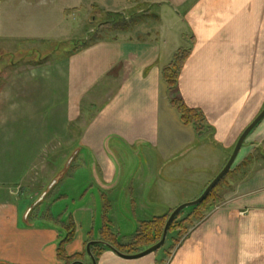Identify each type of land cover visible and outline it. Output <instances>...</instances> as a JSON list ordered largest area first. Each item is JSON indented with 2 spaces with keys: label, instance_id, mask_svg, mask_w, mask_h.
Here are the masks:
<instances>
[{
  "label": "crops",
  "instance_id": "crops-1",
  "mask_svg": "<svg viewBox=\"0 0 264 264\" xmlns=\"http://www.w3.org/2000/svg\"><path fill=\"white\" fill-rule=\"evenodd\" d=\"M101 1L122 7L107 10ZM88 4L116 13L147 4L157 10L160 23L146 37L101 40L71 52L62 73V62L49 66L50 57L38 58L34 50L52 42L62 44V15L80 13L84 4L62 10V0H0V264H65L58 250L70 223L75 232L66 245L69 257L93 264L87 245L103 243L105 221L96 219L92 211L96 196H89L94 187L73 201L74 211L67 219L54 211L62 203L66 172L47 189L40 186L42 195L32 206L26 199L33 201V196L21 191L27 190L36 163L53 145L62 146V94L70 122H78L85 106L95 112L79 138L83 149L76 151L65 170L76 160L69 174L75 180H68L69 189L65 188L70 193L92 181L126 186L142 172L139 188H151L155 156L171 158L180 153L182 144L188 148L184 159L195 153L189 146L198 144L196 137L189 136L191 128L182 129L163 78L181 49L191 48V53L174 95L200 110L214 131L213 142L198 141L218 146L214 158L208 156L214 154L215 145L205 151L208 160L220 161V166L221 160H229L243 132L264 110V0H89ZM180 129L188 133V141L180 140ZM168 130L175 135L168 136ZM123 150L127 154L120 153L119 158ZM260 153L264 154V120L246 139L236 161ZM128 156H142L146 171L141 163L134 170L120 167L119 161ZM82 168L88 172L86 182L78 180ZM52 191L58 197L48 200ZM147 197L141 201L148 203ZM116 203L113 210L121 208ZM111 219L114 230L119 224ZM171 253L164 264H264V163L250 166ZM92 255L97 264L160 261L151 255L125 260L110 249Z\"/></svg>",
  "mask_w": 264,
  "mask_h": 264
},
{
  "label": "rangeland",
  "instance_id": "rangeland-1",
  "mask_svg": "<svg viewBox=\"0 0 264 264\" xmlns=\"http://www.w3.org/2000/svg\"><path fill=\"white\" fill-rule=\"evenodd\" d=\"M60 1L61 0H58L59 3ZM88 1L89 0H62V10L65 8H73L81 4L84 5L82 6L80 13L72 12V14H69L66 12V17L62 15V44L59 42H52L43 46L42 49L34 50V53L38 58L40 56L50 57L52 62L49 66L62 62V73L69 54L74 48L78 47L79 44L86 42V44L90 45L101 39L109 40L131 35L135 38L146 37L148 31H154L160 23L159 17H155L157 12L155 8L150 7V5L147 4H133L128 10L122 11L128 22L125 26H127V29H132L121 32L124 27V24L121 23V18H112V16L108 15L106 10L95 8L88 4ZM100 5H102L101 7L107 8V10L121 9L119 7H122V5L117 4V2L107 4V2L101 1ZM137 18L141 19L142 23H140V21L136 26L132 27L131 20H138ZM31 59H34V57ZM171 97L172 99H177L174 93L171 94ZM83 108L85 111H82L80 114L78 122H70L67 113L68 106L62 94V146H60V148L57 144L55 146L53 145L48 151V156L45 157L44 160H40L36 163L33 176L30 177L28 184H25L27 190L22 189L21 191H23L28 198L33 196V201H31V198L28 200L26 199V203L32 206L42 195V192L39 193L40 186H44V188L47 189L54 179H56L61 173L66 172L62 177V203H57L54 211L62 213L63 217L66 216L65 218L67 219L74 211V209H72L73 205L82 195H84L86 188L90 186L94 187L95 192L89 194V196H96L93 204L97 202V207L92 209V211L95 213L98 222H100L101 217H103L110 228L111 218H116L119 225L114 230L110 228V231L113 234L115 241L121 246V248L120 246H117L118 250L127 255L139 254L149 248L138 249V245L151 239V237H147L146 239V237L143 236L140 242H135V236L140 227L154 222L156 218L163 217L161 226L165 229L164 226H166L171 213L179 206L197 200L204 193L209 184L216 178L219 171L222 170L224 163L227 164L229 160L227 159L223 162L221 160V166L218 164L220 161L217 162L214 159L208 160V157L214 158L218 156V146L212 144L216 146L214 154L212 153L210 156L206 157L203 154H205V151L207 152L208 150H211L212 145L208 144L210 142H204L203 144L200 143L202 141H198L199 138L200 140L203 138V140L206 139V141H208V139H210L211 142H213L214 131L209 127L207 121L204 125L198 120L200 129L197 127L198 125L195 124L186 125L182 122L179 114L182 129L185 130V128H191L193 133H190L189 136L196 137L195 139L198 144L189 146V148H192L195 153L190 155L187 159H184L188 152V148H186V145L182 144L179 146L180 153L174 156L172 155L171 158L170 156H165L162 160L155 156V160L151 163L153 166L150 168V170H152L150 172L151 188H139V182H142V177L144 175L142 172L139 176H134L131 182L128 183L129 185L127 184L126 186H124V184L120 186L117 184L115 187H110L105 185V183H99V185H97L92 181L87 186L82 185L81 188L74 193H70L69 190H67V192L65 188L69 189V187L66 186L70 185L67 181L71 180V178L75 180V177H70L69 174L71 173V170H74L76 160H73L68 171H65L66 167H68L67 165L76 151L83 149V147L78 144L79 138L84 134L86 125H88L95 116V112L91 113L86 106ZM70 123L73 124L70 126ZM66 126H68L67 129H65ZM179 131L180 140L188 141V133L181 129ZM168 132L170 133L167 134L168 136L175 135L173 130H168ZM120 153L127 154V150L119 152L118 156ZM252 156L256 157L258 154H253ZM119 158H121V155ZM246 160L236 161L231 171L216 186V188L210 193L211 195L208 196L202 204L197 207L187 208L178 216L173 223L174 227L172 231H169L164 247L156 253L151 254V256H157L160 259V263L158 262V264H164L165 261L170 259L172 256L171 252L183 242L192 229L207 217L209 212L213 210L215 206H218L219 203L223 201L224 196L232 190L233 185L242 179L247 170H244L241 166ZM140 163L142 164V168H145L144 170L146 171V168L148 167H145V161L142 156H128L127 160L119 161L120 167L126 170H132V168L134 170V168ZM85 169L86 168H82V171L80 170L78 175L79 181H87L88 172H86ZM97 170L99 171L97 179L100 180L102 179V176L100 175L101 167L98 166ZM145 179L147 180L148 178ZM56 197H58V193L52 191L47 198L48 200H53ZM146 197L148 203L142 202L141 199L145 201L144 199ZM138 199L140 202L137 204ZM48 200H46L45 203H47ZM74 200L76 201L75 203L73 202ZM113 202H117L116 206H118L117 204H120L121 208L116 207L115 210H113ZM35 210L37 212V209H34V211ZM51 217H53V215H51ZM163 229L160 230L161 234H158L156 239L152 240L157 241V239L163 234ZM105 247V249H109L107 246Z\"/></svg>",
  "mask_w": 264,
  "mask_h": 264
},
{
  "label": "trees",
  "instance_id": "trees-1",
  "mask_svg": "<svg viewBox=\"0 0 264 264\" xmlns=\"http://www.w3.org/2000/svg\"><path fill=\"white\" fill-rule=\"evenodd\" d=\"M108 15L112 16V18H121V20H122L121 23L124 24V27L122 28L121 32L128 31V30L132 29V28H130L131 25H132V27L136 26V24H138L141 21V19H139V18H137L138 20H134V21L131 20V25L129 26L130 29H127V26H125V25L128 22H127V18L125 17L124 13L108 12ZM155 17H158V16H155ZM156 19H158V18H156ZM140 23H142V21ZM101 40H98V41H101ZM98 41H95V42H98ZM95 42H93V43H95ZM87 46H88V44H86V42H83V43L79 44L78 47L74 48L72 53H76V52L82 50L83 48H85ZM190 53H191V48L179 50L176 53L172 63L167 68H165L163 71L164 81L167 84L168 89L171 93L176 92L180 72L183 69L184 64L187 61L188 57L190 56ZM171 105L180 114L182 122L184 124H186V125L195 124V125H198L197 126L198 128H199V124H198L199 121L198 120H200V122H202L204 125L206 124V118H205L204 114L200 110L189 108L182 99H180V98L172 99ZM201 131H203V130H201ZM260 161L264 163V154H262V153L258 154V156H256V157L250 156L243 163V165L241 167L244 170H248V168L250 166H252L254 163L260 162ZM162 220H163V217L162 218H156L154 222H151L148 225L145 224L144 226L140 227V229L138 230V233L135 236V242L136 243L138 241L140 242L141 238L143 236H145L146 239H147V237H151V239L149 241H145L144 243L143 242L140 243L138 245V247H139L138 249H140V248H151L153 245H155L161 241L163 234L161 235V237L159 239H157V241L152 240V239H156V236H158V234H161L160 230L163 229V227L161 226ZM173 227H174V224L171 226L170 232L172 231ZM164 228H165V226H164ZM66 230H67V238L62 242V244L59 247L58 258L60 259V261H62L65 264H73L75 262L81 261V259H80V257H76V258L69 257L66 254V245L73 240L74 232H75V226L72 223H70L69 225L66 226ZM163 233H164V229H163ZM101 238H102L103 243L109 244L118 250L117 246H120V245L118 244L117 241H115V238H114L113 234L111 233L109 225L106 223V221L104 224V228L102 229V232H101ZM109 239H110V241H109ZM103 243L93 245L91 247L92 253L93 254H94V252L99 253L100 250L105 249L106 247ZM120 248H121V246H120ZM129 255H131V254H129ZM94 257H96V256L94 255Z\"/></svg>",
  "mask_w": 264,
  "mask_h": 264
},
{
  "label": "water",
  "instance_id": "water-1",
  "mask_svg": "<svg viewBox=\"0 0 264 264\" xmlns=\"http://www.w3.org/2000/svg\"><path fill=\"white\" fill-rule=\"evenodd\" d=\"M264 120V110L260 113V115L252 122V124L243 132V134L241 135V137L239 138L236 147L229 159V161L227 162V164L225 165V167L221 170V172L216 176V178L209 184V186L206 188V190L204 191V193L195 201L190 202V203H186L183 204L181 206H179L177 209H175L167 223L164 229V233H163V237L161 239V241L152 246L151 248L136 254V255H127V254H123L120 251H118L117 249H115L113 246L103 243L105 246H107L110 250H112L115 254H117L120 258L125 259V260H138V259H142L145 258L151 254L156 253L158 250H160L162 247H164V245L166 244L167 238H168V234L170 231V228L172 226V224L174 223V221L178 218V216L187 208H193V207H197L200 204H202L206 198L210 195V193L216 188V186L226 177V175L231 171L232 167L234 166L237 157L246 141V139L249 137V135L252 133V131ZM57 182L54 183V185ZM100 242H91L90 244L87 245L86 248V252L88 254V256L91 258L92 263L93 264H97L96 259L93 257L92 253H91V247L95 244H99ZM73 264H84L81 261L75 262Z\"/></svg>",
  "mask_w": 264,
  "mask_h": 264
}]
</instances>
